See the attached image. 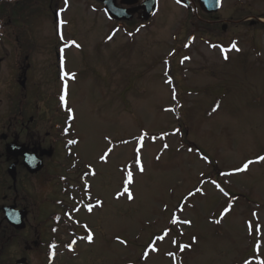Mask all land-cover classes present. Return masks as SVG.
<instances>
[{"label": "rangeland", "instance_id": "obj_1", "mask_svg": "<svg viewBox=\"0 0 264 264\" xmlns=\"http://www.w3.org/2000/svg\"><path fill=\"white\" fill-rule=\"evenodd\" d=\"M33 4L45 10L30 20L40 45L30 63L32 95L45 99L49 131L62 124L57 98L67 92L78 157L97 174L88 180L93 212L78 210L67 220L85 224L86 240L74 255L61 250L54 264H264V24L249 25L264 21V0H222L214 17L228 24L225 33L173 0H158L141 28L135 22L118 29L92 0H53L51 12L48 3ZM57 7L69 21L66 41L83 46L66 53L68 84L57 79L52 44ZM191 26L198 34L182 51ZM73 172L66 166L59 176L83 188L85 170L75 171L76 182ZM129 173L133 185L124 179ZM58 181L47 189L54 207L62 199ZM54 207L48 218L59 212ZM73 230L59 227L58 236L67 243Z\"/></svg>", "mask_w": 264, "mask_h": 264}, {"label": "flooded vegetation", "instance_id": "obj_2", "mask_svg": "<svg viewBox=\"0 0 264 264\" xmlns=\"http://www.w3.org/2000/svg\"><path fill=\"white\" fill-rule=\"evenodd\" d=\"M52 1L0 0V264H15L19 261L25 264H49L54 236L46 234L45 227L51 221L61 222L44 218L43 210L47 209L48 195L45 187L51 174L58 172L63 165V153L58 141L62 142V147L68 145L58 126L52 125L47 130L45 99L37 100L32 95L29 81L30 63L37 49L34 46H40L33 40L38 37V33L30 20L33 15L45 10L43 6L35 7L33 3H48L46 11L51 12ZM137 1L133 6H118L133 11L129 23L111 24L122 27L138 23L141 2ZM188 1L195 7V0ZM58 9L50 13L53 20L54 12H58ZM134 16L138 18L134 19ZM207 17L210 19L207 24L220 25L218 17ZM192 28L198 33L199 27ZM53 34L52 44L55 46L58 71V51L66 44L57 26ZM46 37H52V33ZM41 45L46 46L43 41ZM57 76L60 79L61 75ZM22 82L23 86L20 85ZM56 131H59L58 136H54ZM14 148L29 155L41 169L32 173L31 165L24 164V157L13 154ZM71 180L74 181V176ZM71 187L76 188V184H71ZM70 207L71 203L65 202L61 211H68ZM32 211H36V215H32ZM16 214L21 216L20 229L14 226Z\"/></svg>", "mask_w": 264, "mask_h": 264}, {"label": "water", "instance_id": "obj_3", "mask_svg": "<svg viewBox=\"0 0 264 264\" xmlns=\"http://www.w3.org/2000/svg\"><path fill=\"white\" fill-rule=\"evenodd\" d=\"M104 3L107 11L111 14V16L114 19L120 20V19H124L122 18V16L117 14V10L115 9V2L114 0H98ZM198 5L200 7V9L202 11H204L205 13H215L218 8H219V4L217 2V0H197ZM220 2V0H219ZM124 4H132L135 3V1L133 0H126L124 2H122ZM154 6H155V0H145V2L142 4L141 8L143 10V19L146 21L149 19V17H151L152 12L154 10Z\"/></svg>", "mask_w": 264, "mask_h": 264}, {"label": "snow or ice", "instance_id": "obj_4", "mask_svg": "<svg viewBox=\"0 0 264 264\" xmlns=\"http://www.w3.org/2000/svg\"><path fill=\"white\" fill-rule=\"evenodd\" d=\"M177 2H179V0H177ZM217 2H218V4H219V0H217ZM109 39H111V37H109ZM77 47H79V45H77ZM232 48L235 49L236 51H239V50H240V49L237 47V45H236L235 42H233V44H232ZM227 58H228V57L225 56V59H227ZM185 59H188V58L186 57ZM61 99H63V97H62ZM258 159H259L260 161H264V157H259ZM136 162L139 163V160H137ZM251 163H252V162L249 161L248 163L244 164L242 168L237 169V171H245V170H247L249 164H251ZM140 171H141V172L143 171V168H142V167H141ZM131 175H132V174L129 173V178H131ZM125 191H127V188L125 189ZM131 198H132V196L129 195V199H131ZM98 203H100V202L98 201ZM89 211H91V208H89ZM175 222H176V221L173 220V223H175ZM185 223H190V221H185ZM217 223H219V221H217ZM88 240H89V241L92 240V236H91V235L88 236Z\"/></svg>", "mask_w": 264, "mask_h": 264}]
</instances>
